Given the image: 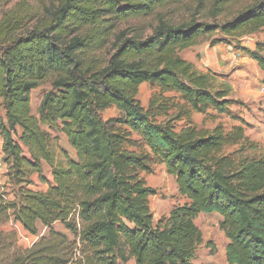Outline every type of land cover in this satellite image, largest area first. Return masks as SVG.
I'll list each match as a JSON object with an SVG mask.
<instances>
[{"label": "trees", "instance_id": "16d2710c", "mask_svg": "<svg viewBox=\"0 0 264 264\" xmlns=\"http://www.w3.org/2000/svg\"><path fill=\"white\" fill-rule=\"evenodd\" d=\"M207 1L215 18L229 0H19L2 12L0 137L16 198L0 191V213L32 235L38 224L48 231L10 264H194L202 242L194 219L213 212L228 240L227 264H264V147L250 143L251 156L224 153L246 143L241 129H200L187 114L158 121L137 99L140 85L149 83L179 93L197 112L228 109L229 90L215 89L210 73L196 71L179 52L215 32L220 37L211 44L258 32L264 0L221 22L162 18L168 7L190 2L200 9ZM152 15L157 21L149 35L121 33L103 63L92 55L109 37L106 17ZM241 50L264 73V42ZM46 82L50 89L35 115L31 92ZM111 106L120 117L106 120L102 111ZM43 125L65 136L74 158L66 153L55 164ZM151 160L165 166L186 199L156 224L149 204L155 192L140 177ZM44 164L48 187L32 190L31 177L44 179ZM56 223L72 238L56 231Z\"/></svg>", "mask_w": 264, "mask_h": 264}, {"label": "rangeland", "instance_id": "374dc122", "mask_svg": "<svg viewBox=\"0 0 264 264\" xmlns=\"http://www.w3.org/2000/svg\"><path fill=\"white\" fill-rule=\"evenodd\" d=\"M19 0H0V17L4 10L12 7ZM32 4L56 5L60 0H28ZM256 0H229L222 12L215 18L210 17L209 1L200 6L194 7L192 3H185L182 6L168 7L162 10V18L173 22L189 19L205 20L207 22H221L238 11L252 4ZM106 31L109 37L103 47L92 53L98 58L99 63H103L116 44V37L121 33L126 35H137L145 37L152 32L156 24L157 16L152 15L144 18H132L118 21L106 17ZM220 34L215 32L211 37L200 39L197 44L179 52L181 57L191 62L198 72H208L213 77L215 89H228L229 93L225 100H231L228 109L224 113H219L214 109H208L205 113L192 110L190 105L179 93L173 90L162 91L158 86L144 83L140 85L137 99L145 109H149L150 114L158 121L173 120L176 116L187 114L191 117L193 124L200 129H211L216 124H221L225 132H232L237 129L243 131L246 143L226 146L224 153L238 152L242 156L256 154L250 149V143L254 147H264V73L260 71L255 61L250 59L241 47L254 49L257 42H264V28L256 33L244 36L240 39L211 44V40L219 38ZM264 54V51H263ZM50 89L48 82L41 84L31 92L32 113L37 115V108L42 95ZM154 103V106L152 105ZM102 116L106 120L118 119L119 111L111 106L102 111ZM0 118H4V109L0 101ZM176 124V122H175ZM179 124V123H178ZM42 129L47 133L49 146L55 155V164L64 163V154L74 158L73 149L68 145L63 134L55 128L45 125ZM1 140V139H0ZM247 144V145H246ZM241 146V147H240ZM24 153L27 150L23 147ZM0 158L3 160V151L0 144ZM4 165L0 170V189L5 198L15 199L16 188L8 182V165ZM149 171L141 172L145 184L154 190V194L149 198V204L153 215V222L156 224L160 220H166L170 210L186 202V199L178 193L175 179L169 175L165 166L155 160L149 161ZM50 168L45 166L43 171L44 179L37 174L32 175V190L43 191L48 186ZM3 178V179H2ZM45 182L47 184H45ZM221 216L217 213H199L194 223L202 235V242L197 246L194 264H227L225 257V247L228 240L224 231L220 228ZM56 231L63 232L71 239L72 236L65 229L63 224L53 225ZM47 229L38 224V235H32L26 231L18 222H15L10 215L0 213V264H10L12 259L19 253L29 249L33 242L40 236L47 235ZM127 264H133L128 261Z\"/></svg>", "mask_w": 264, "mask_h": 264}, {"label": "crops", "instance_id": "0c3cea01", "mask_svg": "<svg viewBox=\"0 0 264 264\" xmlns=\"http://www.w3.org/2000/svg\"><path fill=\"white\" fill-rule=\"evenodd\" d=\"M0 139H1V137H0ZM0 144H1V147H2V139L0 140ZM45 166H46V165L44 164V165H43V171H44V167H45ZM47 167H48V166H47ZM0 170H1V169H0ZM2 179H3V178H2ZM46 179H47L48 181L51 180V173H49V176H47ZM0 183L2 184V183H4V182H0ZM45 184H47V183L45 182ZM29 186H30V185H29ZM47 187H48V186H47ZM47 187H45L43 191H45V190L47 189ZM29 188H30V187H29ZM36 191H37V190H36Z\"/></svg>", "mask_w": 264, "mask_h": 264}, {"label": "built area", "instance_id": "2783aa9c", "mask_svg": "<svg viewBox=\"0 0 264 264\" xmlns=\"http://www.w3.org/2000/svg\"><path fill=\"white\" fill-rule=\"evenodd\" d=\"M4 163L3 160L0 158V169L3 167Z\"/></svg>", "mask_w": 264, "mask_h": 264}]
</instances>
